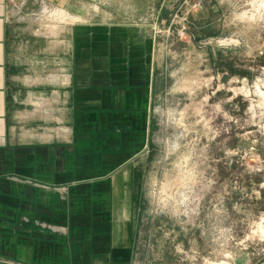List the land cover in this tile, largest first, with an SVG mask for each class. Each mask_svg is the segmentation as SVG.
<instances>
[{"label":"crops","instance_id":"0c3cea01","mask_svg":"<svg viewBox=\"0 0 264 264\" xmlns=\"http://www.w3.org/2000/svg\"><path fill=\"white\" fill-rule=\"evenodd\" d=\"M46 1L68 22V0ZM12 2L0 0V264H138L154 232L138 202L155 37L106 21L36 29Z\"/></svg>","mask_w":264,"mask_h":264},{"label":"rangeland","instance_id":"374dc122","mask_svg":"<svg viewBox=\"0 0 264 264\" xmlns=\"http://www.w3.org/2000/svg\"><path fill=\"white\" fill-rule=\"evenodd\" d=\"M12 1L36 29L106 21L155 37L138 202L154 232L138 264H264V0H68V22L46 0Z\"/></svg>","mask_w":264,"mask_h":264},{"label":"bare ground","instance_id":"6f19581e","mask_svg":"<svg viewBox=\"0 0 264 264\" xmlns=\"http://www.w3.org/2000/svg\"><path fill=\"white\" fill-rule=\"evenodd\" d=\"M63 17V16H62Z\"/></svg>","mask_w":264,"mask_h":264}]
</instances>
